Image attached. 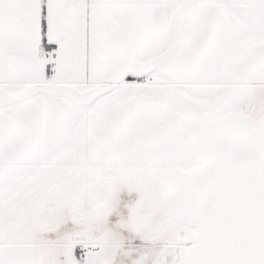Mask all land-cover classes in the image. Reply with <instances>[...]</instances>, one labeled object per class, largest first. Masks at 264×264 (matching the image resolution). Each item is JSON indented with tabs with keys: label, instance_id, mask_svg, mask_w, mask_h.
<instances>
[{
	"label": "snow or ice",
	"instance_id": "6c2138e0",
	"mask_svg": "<svg viewBox=\"0 0 264 264\" xmlns=\"http://www.w3.org/2000/svg\"><path fill=\"white\" fill-rule=\"evenodd\" d=\"M0 264H264V0H0Z\"/></svg>",
	"mask_w": 264,
	"mask_h": 264
}]
</instances>
